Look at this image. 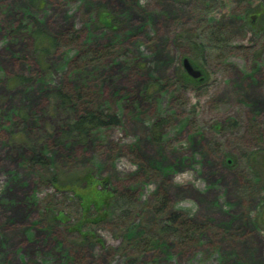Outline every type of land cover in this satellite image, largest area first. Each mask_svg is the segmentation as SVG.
Returning a JSON list of instances; mask_svg holds the SVG:
<instances>
[{"label": "rangeland", "instance_id": "rangeland-1", "mask_svg": "<svg viewBox=\"0 0 264 264\" xmlns=\"http://www.w3.org/2000/svg\"><path fill=\"white\" fill-rule=\"evenodd\" d=\"M98 4L111 28H92ZM259 7L264 0H0V264H264V20L248 17ZM29 16L71 45L38 60L18 30ZM205 26L224 32L225 55L206 48ZM184 58L203 82L183 78ZM155 83L160 92L145 91ZM61 88L82 90L120 125L86 144L49 143L48 167L32 168L11 134L25 124L57 133L46 95ZM91 177L130 199L126 215L94 207L102 190ZM177 213L193 228L184 242L161 231Z\"/></svg>", "mask_w": 264, "mask_h": 264}, {"label": "trees", "instance_id": "trees-1", "mask_svg": "<svg viewBox=\"0 0 264 264\" xmlns=\"http://www.w3.org/2000/svg\"><path fill=\"white\" fill-rule=\"evenodd\" d=\"M30 8H35L39 0H26ZM95 18L91 21L92 28L102 26V28L112 27V16L105 10V8L98 4L95 7ZM249 18H254L259 24L264 20V8L259 7L255 11L248 14ZM40 24L33 17L29 16L26 21L18 28L19 31H23L24 35L31 44L34 55L38 60L40 58L48 56L52 51L71 45L73 37L70 41H65L63 37H55L47 35L42 31ZM201 40L206 45V48L211 51H215L220 55H225V51L230 47L226 39L224 32L217 30L213 26H205L199 32ZM69 43V44H68ZM86 58L95 59L94 55L88 54ZM185 80H189L186 75H183ZM24 78H17L13 82H17L19 85L25 84ZM195 82V81H193ZM153 89L156 92L162 90V86L159 83L151 84L150 87H146L145 91ZM46 100L48 104V112L60 123V130L57 133L49 134L46 130H42L39 135H33L28 130V125L25 124L21 129H15L11 134L12 140L21 142L27 152H29L30 160L29 165L32 168H47L48 159L46 158L43 148L47 144L51 143L54 147H60L64 144L80 145L86 144L91 138L92 134L98 130L108 127L119 126L120 120L115 115L106 113L103 110H95L92 108L91 98L82 92L77 93L69 92L64 88L57 89L51 93H47ZM25 122V119H22ZM163 121H159L154 125L153 139L159 141L161 138L160 131ZM50 184L58 192L65 191L66 187H61L55 178L50 179ZM89 186L94 182H97L101 186V195L98 203H95L94 207H98L97 210L101 211L105 208V217H112L115 213H118V217L126 215L127 208L130 207L131 201L127 196L115 197L108 191V185L106 182H98L95 178L88 179ZM69 192V191H68ZM76 195V194H74ZM77 196V195H76ZM80 200V196L77 197ZM112 200V201H111ZM168 202V200H166ZM83 202V201H82ZM80 201L81 207H84ZM98 205V206H97ZM106 212V207H108ZM168 204H163L161 207L166 208ZM104 207V208H103ZM112 211V212H111ZM62 218V214L59 215ZM180 214H173L167 217V221L162 225V232H169L177 240L185 241L190 239L194 235L193 228L186 222L180 220Z\"/></svg>", "mask_w": 264, "mask_h": 264}, {"label": "water", "instance_id": "water-1", "mask_svg": "<svg viewBox=\"0 0 264 264\" xmlns=\"http://www.w3.org/2000/svg\"><path fill=\"white\" fill-rule=\"evenodd\" d=\"M182 67H183L185 75L190 80L195 81L197 83L203 82L204 77L202 73L196 70L188 59L184 58L182 60Z\"/></svg>", "mask_w": 264, "mask_h": 264}]
</instances>
